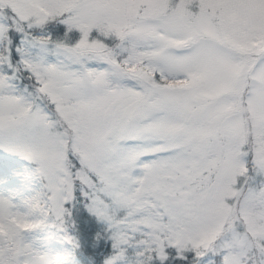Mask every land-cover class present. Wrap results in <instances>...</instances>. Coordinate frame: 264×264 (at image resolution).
<instances>
[{"label":"rangeland","instance_id":"1","mask_svg":"<svg viewBox=\"0 0 264 264\" xmlns=\"http://www.w3.org/2000/svg\"><path fill=\"white\" fill-rule=\"evenodd\" d=\"M57 22L60 38L40 33ZM9 35L19 44L15 63ZM0 42V116L9 104L17 117L30 110L43 149L38 164L24 161L41 178L42 195L66 179L65 147L84 152L111 138L129 161L145 153L137 178L141 165L163 161L151 174L153 192L187 198L216 231L231 236L245 219L264 231V0H0ZM19 164L16 178L26 167ZM8 172L1 164L0 175ZM7 191L0 183V224L18 229L31 217L40 229L38 194L19 202ZM21 235L39 264H69L62 251L34 248ZM244 235L245 244L261 239ZM167 250L171 259L176 250ZM201 251L199 264H218L211 247Z\"/></svg>","mask_w":264,"mask_h":264},{"label":"snow or ice","instance_id":"2","mask_svg":"<svg viewBox=\"0 0 264 264\" xmlns=\"http://www.w3.org/2000/svg\"><path fill=\"white\" fill-rule=\"evenodd\" d=\"M14 111L15 105H6L7 115L0 116V160L16 156L38 164L36 157L43 149L40 130L33 123L30 110L19 117L13 115ZM121 152L111 138H105L84 152L65 147L60 171L66 179L62 178L60 186L51 189V195L35 205L32 211L42 216H54L61 225L70 222L74 228L76 221L72 209L79 205L81 218L106 223L113 232L109 237L113 251L104 264H122L129 247L137 248L135 264H164L168 259L166 248L176 250V259L199 264V257L203 255L201 249L210 247L218 257V264H264V231H252L246 219L243 225L233 226L231 236L216 231L213 221L201 218L192 208L186 207L187 198L179 201L153 192L151 174L164 166L163 161L141 165L142 177L137 178L133 168L138 157L145 153H138L129 161L121 156ZM259 163L264 165V158ZM36 171L41 169L37 167ZM241 194L247 199L252 190ZM259 195L264 202V185L259 189ZM190 196L195 197L196 193ZM6 206L7 202L0 200V222ZM132 218H135V227L131 226ZM23 223L25 230L36 227L33 221ZM260 227L264 229V224ZM129 229L142 237L135 245L131 243L133 238L127 235ZM17 230L15 223L9 226L11 233L15 234ZM244 234L253 237L259 234L261 239L255 244H245ZM67 239L73 244L71 236ZM189 252L193 254L191 260L186 255ZM25 257V264H39V258L34 254L26 251ZM0 264H12V260L0 255Z\"/></svg>","mask_w":264,"mask_h":264},{"label":"trees","instance_id":"3","mask_svg":"<svg viewBox=\"0 0 264 264\" xmlns=\"http://www.w3.org/2000/svg\"><path fill=\"white\" fill-rule=\"evenodd\" d=\"M71 32L72 30H69L67 32V36L69 35L68 33ZM40 33L46 36H48L47 34H49V37H51L52 34L54 36V39L56 40L63 35L62 25L60 24V22L55 23V25L53 26L48 25L44 27V30ZM57 35L61 36L57 37ZM6 38H9L8 44L5 43L6 47H9V60L12 63H15L18 60V58L16 57L15 49L19 46V44H17L16 39H13L11 35ZM4 39L5 37L2 36L1 40ZM0 45H3L2 42H0ZM19 162L23 163L26 167L23 168V175L19 178H16L15 174L19 173L20 171ZM19 162L17 161V159L9 158L0 160V167L1 164L5 163L10 171L8 173H5V175H0V183L2 184L3 190L5 192H8L7 187H11V190L17 192V197H15V200H18L19 202H21V194H38L37 198L39 200V203H43V201L47 198V196L41 194L44 184L43 182H41V178H39V180L37 181L33 174H30L31 170H35V167L33 166V164H28L24 160H19ZM29 175L30 178H27ZM38 188L39 191L37 192ZM72 211L73 219L76 221V227H71L70 222L67 225H61L60 222L51 215L42 216L43 224L40 229H37L35 232L34 228L23 231L26 239L34 248H40L42 251L48 249L53 253V255H58V252L62 251L66 254V259L68 258L69 264H104L105 258L109 256L113 251L112 241L109 239V237L113 234L112 230L109 229L106 223H96L95 220H84L83 218H81V210L79 209V205L74 207ZM29 221H32L31 217L29 218ZM128 234L129 233H127V235ZM68 236H71V238L73 239V244L68 242ZM131 236H133V239L131 240V243L133 242V245H135L136 240L142 238L139 233H134ZM143 238L148 240L154 239V237ZM152 246L154 247V244ZM167 249L168 248H166L167 253L173 252ZM136 250L137 248L135 247L127 248L122 264H135L136 260L138 259L134 255ZM186 255H188L189 259L191 260L193 254L186 253ZM176 256L177 253L174 252L171 259L165 260L164 264H189L188 261H181L179 259H176ZM56 261L58 264H67L66 261L64 262V259L62 257Z\"/></svg>","mask_w":264,"mask_h":264},{"label":"clouds","instance_id":"4","mask_svg":"<svg viewBox=\"0 0 264 264\" xmlns=\"http://www.w3.org/2000/svg\"><path fill=\"white\" fill-rule=\"evenodd\" d=\"M25 230V224L20 222L15 234L9 231L7 225L0 224V255L5 259H11L12 264H25L26 245L21 233Z\"/></svg>","mask_w":264,"mask_h":264}]
</instances>
